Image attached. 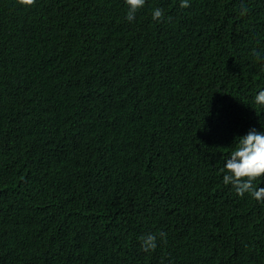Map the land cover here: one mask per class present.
I'll use <instances>...</instances> for the list:
<instances>
[{
  "label": "trees",
  "instance_id": "1",
  "mask_svg": "<svg viewBox=\"0 0 264 264\" xmlns=\"http://www.w3.org/2000/svg\"><path fill=\"white\" fill-rule=\"evenodd\" d=\"M189 2L0 0V264H264V0Z\"/></svg>",
  "mask_w": 264,
  "mask_h": 264
},
{
  "label": "clouds",
  "instance_id": "2",
  "mask_svg": "<svg viewBox=\"0 0 264 264\" xmlns=\"http://www.w3.org/2000/svg\"><path fill=\"white\" fill-rule=\"evenodd\" d=\"M24 7H30L35 0H18ZM146 0H125L127 12L125 19L133 21L137 12L144 7ZM181 8L190 7L189 0H181ZM247 14V8L243 3L240 6V15ZM164 16L162 8H155L152 11V19L160 21ZM257 59H261V54L253 52ZM258 105L264 106V90L259 91L255 97ZM236 147L231 151L229 158L224 163L223 183L231 185L238 196L250 194L258 202H264V188L258 189L253 181L264 176V132H257L250 129L243 137L235 138ZM167 234L165 232L146 233L139 237L141 248L144 252L154 251L158 246V241L166 243Z\"/></svg>",
  "mask_w": 264,
  "mask_h": 264
}]
</instances>
